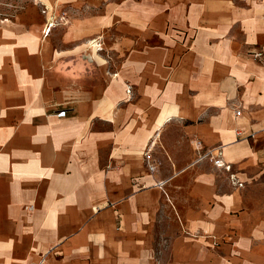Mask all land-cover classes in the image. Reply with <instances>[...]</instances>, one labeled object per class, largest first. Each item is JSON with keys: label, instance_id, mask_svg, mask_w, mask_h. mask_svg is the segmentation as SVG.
I'll use <instances>...</instances> for the list:
<instances>
[{"label": "crops", "instance_id": "obj_1", "mask_svg": "<svg viewBox=\"0 0 264 264\" xmlns=\"http://www.w3.org/2000/svg\"><path fill=\"white\" fill-rule=\"evenodd\" d=\"M54 1L0 21V264H264V2Z\"/></svg>", "mask_w": 264, "mask_h": 264}, {"label": "rangeland", "instance_id": "obj_2", "mask_svg": "<svg viewBox=\"0 0 264 264\" xmlns=\"http://www.w3.org/2000/svg\"><path fill=\"white\" fill-rule=\"evenodd\" d=\"M64 7H65L64 5H59V3H57L54 0H0V21L4 20V19H11V20L16 19L17 17L15 16V13L17 12L18 9L36 8L41 15L31 17V18L35 19V20H33V22L36 21L37 19H42V20H44V23H46L48 12H51V11L53 12V9H54V14H56L55 17L57 19L56 20V27L52 30L49 38H50V41H53L54 43L60 44L61 49H65L66 47H62V45L68 40V36H67L68 34L66 31V27L68 25L69 16L66 12H64V10H65ZM33 26H29L30 29L31 28L37 29L36 27H33ZM44 30L45 29L43 28V31L41 33H38V35L45 37ZM122 33L118 32L119 35L125 36L124 33L123 34ZM119 35H117V37H116V35L114 36L112 33H108V34L103 33L101 35L102 36L101 41L103 44V46L101 48H104L103 52H105V53L108 52L107 43L109 42V40L111 41L113 39H118ZM93 40H96V39H92V41ZM96 44H98V42H96ZM89 49L92 50L93 54H99L100 53V52H97V49L92 48V46H90ZM98 49H100V48H98ZM94 52H96V53H94ZM259 54H260V56H258ZM248 55L257 61L262 62V61H264V47H261L258 49H253L251 52L248 53ZM86 183L91 185V188H92L91 194H92V197H94L95 199L96 198L99 199L101 194L104 196V198H106L108 200L115 199V196L117 194V188L114 186L113 181H110V179L107 176L96 175V176H92L91 179H89V177H86ZM109 183L112 184V186H108L110 189H112L111 191L110 190L107 192L102 191V193H99L98 191L97 192L94 191L95 189H99L100 185L105 187V185L109 184ZM26 210L32 211L33 206L27 207ZM53 250H55V249H53ZM53 250L51 252H53ZM53 254L57 258L63 256L58 251H55ZM44 255H45V253L42 254L41 256H44ZM46 257L49 261V259H50L49 255Z\"/></svg>", "mask_w": 264, "mask_h": 264}, {"label": "built area", "instance_id": "obj_3", "mask_svg": "<svg viewBox=\"0 0 264 264\" xmlns=\"http://www.w3.org/2000/svg\"><path fill=\"white\" fill-rule=\"evenodd\" d=\"M256 1L264 2V0H256ZM258 56H260V54H259ZM129 92H130V91H129ZM66 114H67V112H66L65 110H63V111H60V112L58 113V116H59V117H65ZM209 154L211 155V159H213L214 164H215L217 167H220V168H223V167H224V168H229V167H226V166H225V164L223 163V161H222L220 158H219V159H214V158L212 157L211 152H209ZM220 155H221V151L218 152V156H220ZM146 160H147V163L149 164V170L153 172V171L155 170V166H154L152 163H150V162L152 161V157H151L149 151L146 153ZM34 264H49V262H48L47 257L44 255V256L41 257V259H40L38 262H36V263H34Z\"/></svg>", "mask_w": 264, "mask_h": 264}, {"label": "bare ground", "instance_id": "obj_4", "mask_svg": "<svg viewBox=\"0 0 264 264\" xmlns=\"http://www.w3.org/2000/svg\"><path fill=\"white\" fill-rule=\"evenodd\" d=\"M51 29H52V25L50 24V22H48L44 30V35L46 38L49 37V35L51 34Z\"/></svg>", "mask_w": 264, "mask_h": 264}]
</instances>
